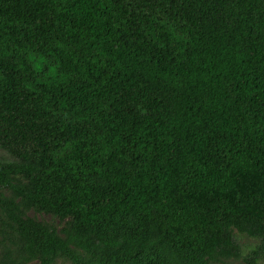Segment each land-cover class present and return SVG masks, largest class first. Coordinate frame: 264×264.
Instances as JSON below:
<instances>
[{"label":"trees","instance_id":"trees-1","mask_svg":"<svg viewBox=\"0 0 264 264\" xmlns=\"http://www.w3.org/2000/svg\"><path fill=\"white\" fill-rule=\"evenodd\" d=\"M0 147V186L73 218L0 197L2 264H209L234 229L264 257V0H0Z\"/></svg>","mask_w":264,"mask_h":264},{"label":"rangeland","instance_id":"rangeland-1","mask_svg":"<svg viewBox=\"0 0 264 264\" xmlns=\"http://www.w3.org/2000/svg\"><path fill=\"white\" fill-rule=\"evenodd\" d=\"M0 160L14 161L16 157L8 150L0 147ZM15 183L27 184L28 178L22 174L13 177ZM0 197L14 200L24 212L54 230L58 235L65 238L71 230L73 218L69 215L61 216L55 213L46 212L38 207L26 205V201L21 194L17 193L10 186H0ZM234 234L241 247V256L239 257H220L208 256L205 257L209 264H264V257L257 254V245L259 241L255 238L234 229ZM21 245V236L15 224L9 219L5 209L0 204V264L5 257V254H13L12 257H19V249ZM75 253L83 259L88 257V254L76 246H72ZM28 264H43V259L36 256ZM48 264H76L72 259L65 255H58Z\"/></svg>","mask_w":264,"mask_h":264}]
</instances>
